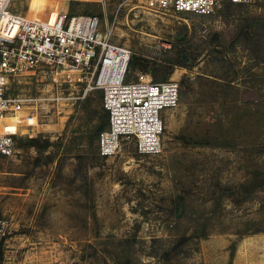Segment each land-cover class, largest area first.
Instances as JSON below:
<instances>
[{"label":"rangeland","instance_id":"obj_1","mask_svg":"<svg viewBox=\"0 0 264 264\" xmlns=\"http://www.w3.org/2000/svg\"><path fill=\"white\" fill-rule=\"evenodd\" d=\"M227 4L199 18L161 11L153 0L14 2V12L45 22L60 13L99 16L140 66L163 64L156 75L130 71L129 81H176L181 98L165 116L159 156L125 142L100 157L109 123L100 90L59 106L45 101L32 121L26 106L9 129L15 154L0 157L7 262L264 264V0ZM174 56L182 62L166 73L163 59ZM11 90L57 94L41 78ZM71 92L81 94H63ZM31 138L49 147L27 146Z\"/></svg>","mask_w":264,"mask_h":264},{"label":"built area","instance_id":"obj_2","mask_svg":"<svg viewBox=\"0 0 264 264\" xmlns=\"http://www.w3.org/2000/svg\"><path fill=\"white\" fill-rule=\"evenodd\" d=\"M15 1L0 0V157L15 154L16 134L9 129L22 122L19 119L26 106L33 109L28 118L32 121L45 101L59 106L82 101L98 90L109 116V125L98 139L100 157L117 155L125 142H134L143 156L163 154L165 116L179 105L180 84L129 81L132 51L112 42V33L102 30L99 16L60 13L45 22L14 12ZM153 1L161 11L204 18L227 2L255 4L258 0ZM39 78L51 84L56 97L30 98L11 90L13 85ZM72 89L81 94H63ZM9 228V222L0 218V264H10L5 253Z\"/></svg>","mask_w":264,"mask_h":264},{"label":"trees","instance_id":"obj_3","mask_svg":"<svg viewBox=\"0 0 264 264\" xmlns=\"http://www.w3.org/2000/svg\"><path fill=\"white\" fill-rule=\"evenodd\" d=\"M227 3H228L227 4L228 7H230L232 5V3H230V2H227ZM139 59H140L139 56L136 54L132 56L129 71L139 70V71H142L146 74L152 73L153 75H156L155 73H157L158 69L160 67H162V65H163V64H159L162 62L160 61V59H158L160 62H157V60H155L152 63L151 67L142 66V65L140 66L139 65ZM181 60H182V56L180 58L175 57V56L171 57V59L170 58H164L163 61L165 63L164 64L165 72L172 74L174 68H176L182 62ZM128 80H129V76H128ZM108 118H109V116H108ZM108 125H109V123H108ZM101 131H103V130L101 129ZM27 141H28L27 146L35 147L36 149H39V150H46L49 147V141L48 140L31 138Z\"/></svg>","mask_w":264,"mask_h":264},{"label":"crops","instance_id":"obj_4","mask_svg":"<svg viewBox=\"0 0 264 264\" xmlns=\"http://www.w3.org/2000/svg\"><path fill=\"white\" fill-rule=\"evenodd\" d=\"M235 264H241L242 262H241V260H240V258L238 259H235V262H234Z\"/></svg>","mask_w":264,"mask_h":264},{"label":"water","instance_id":"obj_5","mask_svg":"<svg viewBox=\"0 0 264 264\" xmlns=\"http://www.w3.org/2000/svg\"><path fill=\"white\" fill-rule=\"evenodd\" d=\"M182 56H183V60L186 61V58H187L186 54L183 53Z\"/></svg>","mask_w":264,"mask_h":264}]
</instances>
